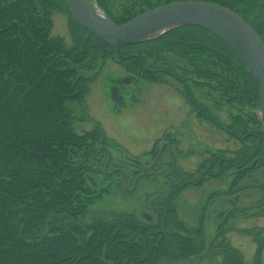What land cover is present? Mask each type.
I'll return each mask as SVG.
<instances>
[{
  "label": "trees",
  "instance_id": "1",
  "mask_svg": "<svg viewBox=\"0 0 264 264\" xmlns=\"http://www.w3.org/2000/svg\"><path fill=\"white\" fill-rule=\"evenodd\" d=\"M94 1L117 25L173 2H211L241 16L264 42V0ZM56 12L69 15L64 0H0V264H190L220 255L222 259L213 264H244L240 251L223 239L207 247L203 230L179 218L173 202L191 187L187 182L194 175L176 164L172 156L177 152L171 156L169 171L159 161L151 166L166 170L171 183L168 196L159 207L156 203L151 222L125 213L81 223L109 187L147 173L142 159L158 157L160 150L130 156L98 125L80 137L66 104L81 101L85 94L82 72L107 58L116 57L132 79L143 78L153 85L173 80L198 118L245 146L234 160L217 153L200 166L219 179L237 164L243 170L254 157L264 168L257 81L230 48L199 27L178 28L155 40L122 47L124 58L119 59L113 47L95 39L70 15L79 29L72 33L74 44L68 47L62 38L52 37ZM201 90L218 94L215 104L236 110L228 126L214 119L195 97ZM112 152L120 155L116 163ZM246 172L235 174L231 191ZM211 179L206 176L202 183ZM257 213L264 217V198ZM225 234L220 227L216 238ZM253 236L257 243L253 264H264V239Z\"/></svg>",
  "mask_w": 264,
  "mask_h": 264
},
{
  "label": "rangeland",
  "instance_id": "2",
  "mask_svg": "<svg viewBox=\"0 0 264 264\" xmlns=\"http://www.w3.org/2000/svg\"><path fill=\"white\" fill-rule=\"evenodd\" d=\"M69 15L59 12L52 15L51 36L62 38L71 47L74 44L72 33L79 29ZM82 74L86 77L85 94L81 101L66 104L74 119L73 128L78 136L82 137L97 130L98 125L107 137L133 157H142L150 154L152 150H160L162 142L169 143L171 137L161 141L168 134L176 142V148L174 145L173 150H167L160 157L151 155L142 159L147 173H141L137 177L134 175L125 185L118 182L120 186L109 187L108 192L90 207L86 216L80 220L81 223L125 213L133 214L139 219H145L144 215L147 214L153 220L156 218V203L159 207L168 196L171 186L164 175L166 170H160L159 167L153 170V163L167 164L169 171L171 152L173 155L177 152L176 164L183 172L191 173L198 164L217 153H221L224 159L234 160L236 153L245 147L228 132L198 118L181 94L180 86L173 80H168L167 84L153 85L143 78H134L133 84H122L120 82L131 77L116 57L100 60ZM114 87L119 88V95L124 97L125 105L123 103V106H117L114 102ZM201 91L203 93L196 91L195 97L203 103L214 119L221 125L228 126L231 115L236 110L221 102V105L215 104L219 102L218 94ZM246 146L251 144L247 143ZM112 155L113 163H116L118 158L115 157L120 155L115 152ZM259 164L260 158L254 157L243 170L242 165L237 164L233 171L227 172L222 178L217 179L210 175L212 179L206 181L201 188L189 187L173 202L179 218L186 225L193 229L202 226V232L206 233L207 247L211 244L217 245L223 239L243 254L244 264H253L257 251L254 233L264 239V217L257 213L264 198V168L259 167ZM130 170L131 168H127V172ZM242 171L247 172L231 191L235 174ZM120 179L123 181L124 178ZM232 204H236L234 206L237 210ZM228 215L231 217L227 220ZM220 227L224 228L226 234L224 238L217 239V229ZM207 250L209 249H205V252ZM212 258L214 257L206 256L193 260L190 264H213V261L219 262L222 256ZM262 259L264 260V248Z\"/></svg>",
  "mask_w": 264,
  "mask_h": 264
},
{
  "label": "water",
  "instance_id": "3",
  "mask_svg": "<svg viewBox=\"0 0 264 264\" xmlns=\"http://www.w3.org/2000/svg\"><path fill=\"white\" fill-rule=\"evenodd\" d=\"M71 18L95 39L121 48L157 39L184 27H199L221 40L247 68L260 86L259 106L264 128V42L244 19L232 10L201 1H179L150 10L125 24L110 21L93 0H64ZM146 221L152 218L145 214Z\"/></svg>",
  "mask_w": 264,
  "mask_h": 264
},
{
  "label": "flooded vegetation",
  "instance_id": "4",
  "mask_svg": "<svg viewBox=\"0 0 264 264\" xmlns=\"http://www.w3.org/2000/svg\"><path fill=\"white\" fill-rule=\"evenodd\" d=\"M132 81H134L135 82V79L133 78H127V79H125L124 81H122V82H120V83H122V84H133L132 83ZM112 93H113V100H114V102L115 103H117V106L118 105H120V106H123V103H124V105H125V101H124V97L122 96V94H121V96L119 95L120 94V91H119V88L118 87H114L113 88V90H112ZM191 108V107H190ZM192 110V109H191ZM162 144V146L160 147L161 149H160V152H159V155H158V157H160L161 155H163L166 151L165 150H170L171 151V149L173 150V147L167 142H162L161 143ZM171 155H172V152H171ZM177 155V154H176ZM173 157V159L176 161V159H177V157H174V156H172ZM202 164H204V161L201 163V164H198L197 165V167H196V169H195V171L194 172H191V174H193V175H196V176H194V178L192 179V180H190V181H188L187 183H190V186L191 187H197V188H201L202 186H203V184H204V182L202 183V181H203V179L207 176V177H210L211 178V176H213V175H211L209 172H208V167H206V168H204V169H202V171L200 170V166L202 165ZM199 171H201V173H199ZM211 175V176H210ZM200 183H202V185L201 186H199V184ZM229 195H231V193H229ZM228 203H230L231 204V202H228ZM234 205H236V204H232V207L234 206ZM233 208H235L236 209V206H234ZM237 210V209H236ZM151 222V221H150ZM200 222V221H199ZM201 227V228H200ZM200 227L199 226H197V228H200L201 230H202V226L200 225ZM205 232V231H204ZM204 232H201V233H203L204 234V236H205V240L207 239L206 238V233H204ZM217 233H218V229H217Z\"/></svg>",
  "mask_w": 264,
  "mask_h": 264
}]
</instances>
